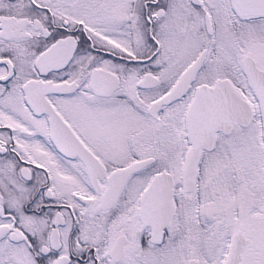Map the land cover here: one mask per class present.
<instances>
[{
    "label": "snow or ice",
    "instance_id": "1",
    "mask_svg": "<svg viewBox=\"0 0 264 264\" xmlns=\"http://www.w3.org/2000/svg\"><path fill=\"white\" fill-rule=\"evenodd\" d=\"M0 264H264V0H0Z\"/></svg>",
    "mask_w": 264,
    "mask_h": 264
}]
</instances>
